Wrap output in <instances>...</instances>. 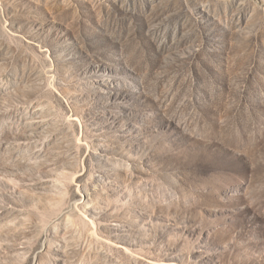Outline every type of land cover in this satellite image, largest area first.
<instances>
[{
    "label": "rangeland",
    "instance_id": "1",
    "mask_svg": "<svg viewBox=\"0 0 264 264\" xmlns=\"http://www.w3.org/2000/svg\"><path fill=\"white\" fill-rule=\"evenodd\" d=\"M0 264H264V0H0Z\"/></svg>",
    "mask_w": 264,
    "mask_h": 264
}]
</instances>
